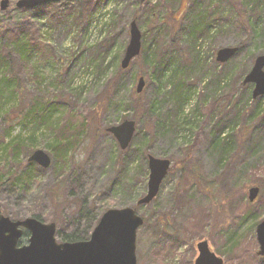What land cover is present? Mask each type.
I'll return each mask as SVG.
<instances>
[{
  "label": "rangeland",
  "instance_id": "374dc122",
  "mask_svg": "<svg viewBox=\"0 0 264 264\" xmlns=\"http://www.w3.org/2000/svg\"><path fill=\"white\" fill-rule=\"evenodd\" d=\"M17 1L2 9L0 0V25L29 32L48 50L32 59L39 76L17 70L23 92L1 105L0 163L24 168L34 149L46 150L52 163L35 162L38 174L27 189L3 177L2 213L39 214L56 223L64 241L68 232L90 239L106 210L134 206L144 218L137 264H194L202 239L225 264H264L256 238L264 220V95L253 97V83L243 84L264 53V0H57L36 8ZM133 18L143 48L124 69ZM236 45V55L217 61L219 48ZM140 76L145 85L138 92ZM40 97L56 100L54 119L63 108L84 119L85 139L61 169L48 127L22 117ZM129 118L136 130L123 149L108 127ZM33 134L30 153L24 148L14 157L5 145ZM149 154L171 159V168L153 201L139 204L148 190Z\"/></svg>",
  "mask_w": 264,
  "mask_h": 264
},
{
  "label": "water",
  "instance_id": "95a60500",
  "mask_svg": "<svg viewBox=\"0 0 264 264\" xmlns=\"http://www.w3.org/2000/svg\"><path fill=\"white\" fill-rule=\"evenodd\" d=\"M51 0H18L17 7L35 8L36 5ZM9 0H2L1 8H5ZM130 39L122 56L121 66L127 68L133 59L142 51L143 35L137 19L130 22ZM239 46H225L217 50V60L226 62L236 55ZM254 66L246 74L244 83L253 82L252 95H264V53L254 61ZM145 85L143 76L139 77L136 90L142 91ZM116 136L123 149L128 148L134 137L136 124L133 119H125L118 125L108 127ZM150 168L147 192L138 199L139 204L149 203L160 192V188L171 168V159L148 155ZM36 161L42 167L51 165V155L44 149H35L29 161ZM259 186L249 191L250 200L259 192ZM144 218L133 206L122 208L111 207L101 216L100 221L91 233L90 239L76 241H58L55 222H44L37 216L13 219L4 215L0 209V264H137L136 240L138 228L143 225ZM258 254L264 256V220L256 225ZM25 233L29 241L20 244ZM199 255L194 264H224V257L210 247L207 239L198 243Z\"/></svg>",
  "mask_w": 264,
  "mask_h": 264
},
{
  "label": "trees",
  "instance_id": "16d2710c",
  "mask_svg": "<svg viewBox=\"0 0 264 264\" xmlns=\"http://www.w3.org/2000/svg\"><path fill=\"white\" fill-rule=\"evenodd\" d=\"M258 6L257 3V7ZM260 8L264 10L262 4H260ZM202 21L195 19L197 25ZM249 23L252 28L255 29L257 27L255 21L250 20ZM209 26L210 23L205 20V25L202 31L208 32ZM47 50L48 46L46 42L40 38H37V40L34 39L29 32H25V30L13 31L6 27L3 28V26L0 25V108L7 99H15L19 92L20 94L23 92V88L19 82L20 73L17 72V70L21 69L22 71L30 73L32 76L35 74L39 76L32 59L39 52L45 54ZM119 54L120 51L116 54V58L119 57ZM57 108L60 107L56 100H45L40 97L30 101L28 107L22 108L21 112L23 113L22 117L25 119H32L36 121L37 124H45L46 127H48L51 138L48 145L53 151V159L56 161L58 169H61L72 160L71 158L74 155L75 150L78 149L84 141L86 128L83 126L84 119L81 116L77 118L75 117V113L66 115L67 110L64 108L61 111L62 117L54 119V114L58 113ZM4 118L6 120L11 118V114L7 113ZM10 133L11 132L8 129L6 134L9 135ZM35 138L34 134L28 139L14 137L11 139L12 141L10 140L5 145L6 147H11V151L14 152L13 156L16 157L24 148H27L30 153L32 149L35 148ZM221 140L222 136L219 134L216 144H221ZM5 141V136L0 137V147ZM222 149L224 150L225 146H223ZM35 165V161H31V163L24 168H20V166L12 167L9 163H5L4 165L0 163V180L3 177H6L8 180L21 183L27 189L32 179L38 174ZM34 215L41 218L39 214L34 213ZM62 237L64 241L85 239L74 232H68Z\"/></svg>",
  "mask_w": 264,
  "mask_h": 264
}]
</instances>
